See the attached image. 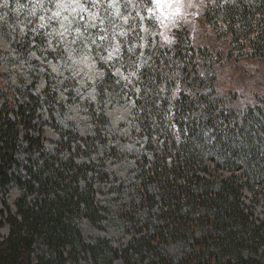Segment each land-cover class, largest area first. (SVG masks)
I'll list each match as a JSON object with an SVG mask.
<instances>
[{"label":"trees","instance_id":"obj_1","mask_svg":"<svg viewBox=\"0 0 264 264\" xmlns=\"http://www.w3.org/2000/svg\"><path fill=\"white\" fill-rule=\"evenodd\" d=\"M202 17L213 37L177 27L131 81L145 149L129 185L118 184L100 154L106 112L91 106L93 132L83 136L61 122L51 74L41 93L39 77H23L21 98L0 107V193L21 190L16 211L5 199L0 210L9 226L0 264H264V221L245 201L248 190L264 206V88H225L219 75L230 60L264 64V0H207ZM45 38L29 34L18 51L44 49ZM104 72L100 97L115 98L125 85ZM45 124L60 135L52 148ZM84 220L131 237L118 245L86 234ZM173 244L179 256L169 252Z\"/></svg>","mask_w":264,"mask_h":264},{"label":"rangeland","instance_id":"obj_2","mask_svg":"<svg viewBox=\"0 0 264 264\" xmlns=\"http://www.w3.org/2000/svg\"><path fill=\"white\" fill-rule=\"evenodd\" d=\"M166 2L172 7L171 13H160L154 0H29L15 5L11 0H0V107L21 98L23 77L27 80L39 77L36 93H41L47 87L45 74H51L54 77L52 88L63 106L58 115L63 124H73L84 136L94 128L91 106L106 112L110 120L105 131L107 148L101 146L100 154L109 173L113 178L118 177V184L129 185L137 158L145 149V140L137 134L131 81L138 79V71L150 62L151 51L158 41H173L177 27L192 29L194 39L213 37L211 27L202 17L207 0ZM39 32L46 37L44 49L32 48L27 55L18 51L17 44L29 34ZM123 51L130 60H123ZM104 67L111 68L125 85L115 98L101 99L98 92L97 85L105 75ZM219 75L226 83L222 81L225 88L237 85L246 89L260 85L263 86L261 91L264 88V64L253 59L224 62ZM43 111L48 119L47 109ZM44 129L46 144L52 148L60 135L49 124H45ZM96 157L93 154V158ZM209 164L213 174H219L212 163ZM245 193L249 210L264 221L263 203L254 199L248 190ZM20 195L21 190L16 185H12L6 195L0 193V210L4 208L5 199L16 211ZM99 198L103 200L105 195L99 193ZM83 227L86 234H107L118 245L126 244L131 237L125 234L119 239L115 227L98 229L86 220ZM8 234L9 226L0 215V235ZM169 252L179 256L180 249L173 244Z\"/></svg>","mask_w":264,"mask_h":264},{"label":"clouds","instance_id":"obj_3","mask_svg":"<svg viewBox=\"0 0 264 264\" xmlns=\"http://www.w3.org/2000/svg\"><path fill=\"white\" fill-rule=\"evenodd\" d=\"M156 9L159 10L160 13H171L172 7L166 0H154Z\"/></svg>","mask_w":264,"mask_h":264}]
</instances>
